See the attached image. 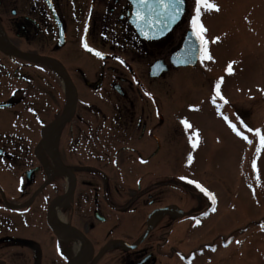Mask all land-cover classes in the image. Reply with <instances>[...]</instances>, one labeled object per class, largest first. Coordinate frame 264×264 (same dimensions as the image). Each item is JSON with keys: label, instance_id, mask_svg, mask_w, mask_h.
Here are the masks:
<instances>
[{"label": "flooded vegetation", "instance_id": "af4514ba", "mask_svg": "<svg viewBox=\"0 0 264 264\" xmlns=\"http://www.w3.org/2000/svg\"><path fill=\"white\" fill-rule=\"evenodd\" d=\"M183 3L146 40L130 0H0V264L188 263L177 223L200 213L152 194L172 187V153L190 142L166 78L202 58L170 63L196 7ZM141 198L142 228L126 230Z\"/></svg>", "mask_w": 264, "mask_h": 264}, {"label": "rangeland", "instance_id": "374dc122", "mask_svg": "<svg viewBox=\"0 0 264 264\" xmlns=\"http://www.w3.org/2000/svg\"><path fill=\"white\" fill-rule=\"evenodd\" d=\"M208 2L219 12L200 6L195 27L203 28L207 41L200 64L166 77L172 81V99L188 103L182 111L190 142L182 154L172 153V187L153 188L152 194L158 202L176 203L186 215L200 213L194 221L177 223L186 232L181 248L188 263L176 257V264H264V144L252 135L264 136V0ZM189 9L193 29L196 7ZM186 180L206 187L215 203ZM144 204L141 198L140 217H124L126 230L130 220L142 228ZM0 226L8 227L2 212ZM192 250L197 252L191 256Z\"/></svg>", "mask_w": 264, "mask_h": 264}, {"label": "water", "instance_id": "95a60500", "mask_svg": "<svg viewBox=\"0 0 264 264\" xmlns=\"http://www.w3.org/2000/svg\"><path fill=\"white\" fill-rule=\"evenodd\" d=\"M136 8L140 13V17L136 19L133 26L139 35L144 39H158L163 37L176 23L167 20L162 15L155 14V10L149 11L147 5L141 4L140 0H135ZM155 0H148V4H154ZM180 6L178 5V8ZM158 11V9L156 10ZM166 25V26H165ZM147 37V38H146ZM202 46L200 40L197 39V33L189 31L183 41L182 46L176 50L170 57V61L174 66H190L193 67L199 59ZM155 68L157 64L153 65ZM150 228L147 229L146 235Z\"/></svg>", "mask_w": 264, "mask_h": 264}, {"label": "snow or ice", "instance_id": "6c2138e0", "mask_svg": "<svg viewBox=\"0 0 264 264\" xmlns=\"http://www.w3.org/2000/svg\"><path fill=\"white\" fill-rule=\"evenodd\" d=\"M140 3L144 4V5H147L148 8H149V11L158 9V11H157L158 15H162L163 18H165L167 20L175 21L176 16H178L180 14L179 10H178V5H180L182 3V0H155V3L151 4V5L148 4V0H140ZM195 4H196V19H194L192 21V24L194 26L193 31L197 33V39L200 40L201 46L203 48V46L207 43V41H205L203 39V37H202V33H203L204 30H203L202 27L199 28V29H197L195 27L196 22L200 18V15H201L200 6L204 5L206 10L209 11V12H213V11L214 12H219V9L216 8L213 4L209 3L208 0H195ZM84 48H85L86 51L92 52V54L95 55L97 58L104 59V57L101 55V53L94 52L91 48H89L87 46V44H84ZM203 55L205 57H207V52L204 51ZM228 74L231 75L232 74L231 71H229ZM216 89H217V95H219L220 84L216 85ZM224 103L227 104V101L225 100ZM193 111H195V109H193ZM226 122H227V120H226ZM181 123L184 124L186 129L189 127L187 125V123H185L183 121ZM228 127L232 129L233 133H235L236 136L240 137L242 140L246 139V137L241 136V133L239 131H237V127L234 124L228 123ZM241 127H243V125H241ZM245 130H247V129H245ZM252 135L255 136V137H259L261 144H264V136L261 135L260 131H254L252 133ZM193 147L195 148L196 144H193ZM255 169H256V165L253 164V170L255 171ZM184 182L188 183V184H192L193 183L191 180H186ZM195 187L197 189H199V191L201 193H203L205 196H207L209 200H212L213 203H215L213 197L210 194H208L207 192H205V190L199 184H196Z\"/></svg>", "mask_w": 264, "mask_h": 264}]
</instances>
